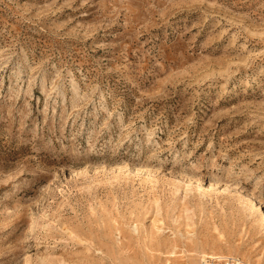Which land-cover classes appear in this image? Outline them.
Instances as JSON below:
<instances>
[{"label": "rangeland", "instance_id": "1", "mask_svg": "<svg viewBox=\"0 0 264 264\" xmlns=\"http://www.w3.org/2000/svg\"><path fill=\"white\" fill-rule=\"evenodd\" d=\"M264 264V0H0V264Z\"/></svg>", "mask_w": 264, "mask_h": 264}, {"label": "built area", "instance_id": "2", "mask_svg": "<svg viewBox=\"0 0 264 264\" xmlns=\"http://www.w3.org/2000/svg\"><path fill=\"white\" fill-rule=\"evenodd\" d=\"M201 264H245L241 259L233 256H215L204 259Z\"/></svg>", "mask_w": 264, "mask_h": 264}]
</instances>
